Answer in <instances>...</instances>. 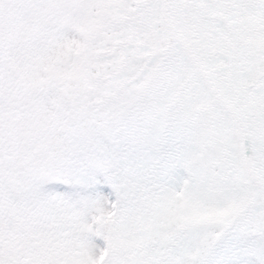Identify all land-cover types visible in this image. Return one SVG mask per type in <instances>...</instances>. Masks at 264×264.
I'll return each instance as SVG.
<instances>
[{"label":"snow or ice","instance_id":"6c2138e0","mask_svg":"<svg viewBox=\"0 0 264 264\" xmlns=\"http://www.w3.org/2000/svg\"><path fill=\"white\" fill-rule=\"evenodd\" d=\"M0 264H264V0H0Z\"/></svg>","mask_w":264,"mask_h":264}]
</instances>
